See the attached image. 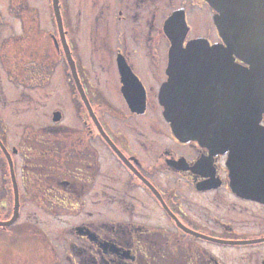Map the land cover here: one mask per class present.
Listing matches in <instances>:
<instances>
[{"label": "flooded vegetation", "instance_id": "flooded-vegetation-1", "mask_svg": "<svg viewBox=\"0 0 264 264\" xmlns=\"http://www.w3.org/2000/svg\"><path fill=\"white\" fill-rule=\"evenodd\" d=\"M216 13L206 0H0V264H264V168L232 177L229 151L178 138L160 98L169 20L185 21L184 45L214 44ZM58 72L82 127L58 104L47 124L18 122L15 141L9 87Z\"/></svg>", "mask_w": 264, "mask_h": 264}, {"label": "water", "instance_id": "water-1", "mask_svg": "<svg viewBox=\"0 0 264 264\" xmlns=\"http://www.w3.org/2000/svg\"><path fill=\"white\" fill-rule=\"evenodd\" d=\"M206 1L217 12L214 20L223 41L211 44L200 38L184 45L186 32L184 28L177 29L186 26L185 21L182 26L178 20H169L170 79L160 93L164 114L181 140H197L220 151H229L227 164L232 177L237 171H248L245 177L251 174L261 177L264 0ZM235 57L241 62L235 61ZM204 66L222 67L216 73L206 69V75H216L212 81L213 94L209 93L207 82L200 78L204 74L200 67ZM211 98L220 101L210 103Z\"/></svg>", "mask_w": 264, "mask_h": 264}, {"label": "rangeland", "instance_id": "rangeland-1", "mask_svg": "<svg viewBox=\"0 0 264 264\" xmlns=\"http://www.w3.org/2000/svg\"><path fill=\"white\" fill-rule=\"evenodd\" d=\"M2 80L6 84L4 74L2 75ZM8 92L9 97L13 99L14 102L12 108H9L5 113L13 118L12 135L15 141L21 137L22 131L21 126H18L17 124L18 122H27V120L33 118L36 119V121L34 120L35 126L37 124H47L48 112L58 104L65 106L67 109L69 117L67 118L66 123L69 126L74 128L82 127L83 118L81 109L78 108L76 112L73 110L72 113V106L69 103L70 88L61 72L55 73L53 76V82L43 88L24 90L13 85L11 88L9 87ZM26 93L30 95L26 96ZM33 100H35L34 104ZM70 113H72V115H70Z\"/></svg>", "mask_w": 264, "mask_h": 264}]
</instances>
